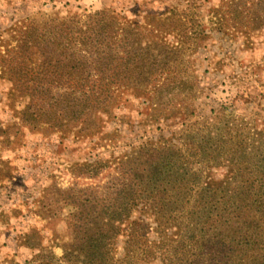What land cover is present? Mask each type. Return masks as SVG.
Returning a JSON list of instances; mask_svg holds the SVG:
<instances>
[{"label":"rangeland","instance_id":"rangeland-1","mask_svg":"<svg viewBox=\"0 0 264 264\" xmlns=\"http://www.w3.org/2000/svg\"><path fill=\"white\" fill-rule=\"evenodd\" d=\"M221 1L0 0V264H82L83 219L107 195L121 162L142 145L192 147L193 171L213 182L228 176L239 180L242 167L259 161L264 150V31L246 36L214 30L211 9ZM98 12H105L110 34L95 31L93 43L80 44L74 57L94 67L102 51H108L95 40L112 36L113 61L107 71L88 70L79 77L111 82L110 103L104 112H85L79 121H70L60 110L66 104L61 92L53 87L51 99L19 91L18 74L39 64L36 46L50 44L53 22L83 25ZM174 12L185 13L193 34L187 43L173 31L176 23L168 18ZM140 39L142 48L163 43L179 54L171 71L135 92L123 74H116ZM59 49L62 53L63 45ZM80 94L71 99L78 102ZM30 105L31 120L22 116ZM50 105L57 109L51 111ZM133 220L151 227L148 240H158L153 215L138 207ZM125 242L123 233L109 242L110 264H128Z\"/></svg>","mask_w":264,"mask_h":264},{"label":"trees","instance_id":"trees-1","mask_svg":"<svg viewBox=\"0 0 264 264\" xmlns=\"http://www.w3.org/2000/svg\"><path fill=\"white\" fill-rule=\"evenodd\" d=\"M184 14L174 12L168 19L176 23L173 31L187 43L193 34ZM211 14L213 29L218 32L233 29L250 36L264 31V0H222L211 9ZM96 15L97 18L93 16L96 19L83 25L53 22L50 44L42 47L37 43L39 64L36 68L25 67L18 74L19 91L51 99L53 87L61 92L66 106L60 110L70 121H79L85 112H104L110 103L111 82L101 79L90 83L88 78L82 82L79 77L88 70L99 74L107 71L113 61L109 45L112 36L107 35L108 41L95 40L99 47L106 45L108 51H102L94 67L88 66L86 56L83 57L86 62L74 57L80 44L93 43L95 31L99 30L100 36L107 34V30L110 34L109 25L104 24L105 12ZM30 30L34 33L35 28ZM141 43L140 39L134 50L127 51L124 69L116 74L118 77L123 74L122 80L135 92L139 86H149L157 75L171 71V62L179 54L176 48L163 43H156L154 49L150 44L142 48ZM64 54L65 58H61ZM64 78L76 85H68ZM76 92L82 93L78 102L71 99ZM49 107L51 111L57 109L54 105ZM29 110L32 105L26 107L22 116L31 120L33 114ZM192 151V147L183 148L171 142L159 146L146 144L121 162L118 175L106 187L107 195L101 196L92 214L87 213L83 219L82 264L113 263L108 260V245L121 233L126 237L124 261L128 264H264V150L260 149V159L255 165L250 163L241 168L244 172L241 179L228 176L219 182L202 180V173L193 171ZM138 207L143 214L153 215L157 241L148 240L149 225L142 220L130 221ZM125 223L129 225L122 230ZM136 251L139 255L135 261ZM71 255L68 252L66 257Z\"/></svg>","mask_w":264,"mask_h":264}]
</instances>
